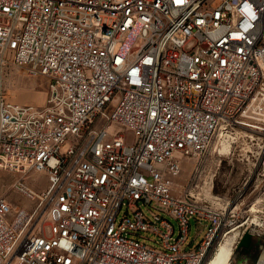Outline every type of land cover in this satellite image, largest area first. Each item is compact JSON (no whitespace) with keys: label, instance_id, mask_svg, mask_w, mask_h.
Segmentation results:
<instances>
[{"label":"built area","instance_id":"obj_1","mask_svg":"<svg viewBox=\"0 0 264 264\" xmlns=\"http://www.w3.org/2000/svg\"><path fill=\"white\" fill-rule=\"evenodd\" d=\"M210 1L0 0V172L37 201L10 221L0 195V264H204L230 237V200L175 183L217 137L264 133V0ZM7 66L49 81L44 106L9 100Z\"/></svg>","mask_w":264,"mask_h":264},{"label":"rangeland","instance_id":"obj_2","mask_svg":"<svg viewBox=\"0 0 264 264\" xmlns=\"http://www.w3.org/2000/svg\"><path fill=\"white\" fill-rule=\"evenodd\" d=\"M218 4V0L209 3L211 8L217 7ZM3 86L12 102L36 106L46 104L49 90V81L46 78L31 77L24 70H14L7 66L4 68ZM247 134L248 137L246 134L238 138L217 137L200 161L193 159L184 161L183 171L175 183L177 195L199 184L196 192L201 191L205 186L206 191L212 189L214 196L218 195L231 201L237 228L225 242L220 240L222 243L220 249L223 247L233 253L230 264H264V133L248 132ZM133 138L134 135L128 133V143H132ZM224 146H229L228 151H221ZM18 178H21L20 174L0 172V195L6 196L16 208L9 216L10 221L15 219L19 210L23 209L31 213L37 205L36 200L28 199L12 189V183ZM26 183L38 194L49 187L48 176L36 171L26 175ZM47 208L48 202H45L36 212L29 227L31 232L45 223ZM142 210L149 219L153 220V213L161 214L159 210L164 209L155 202L152 209L142 206ZM168 219L175 226V237H178V222L171 217ZM190 222V240L196 238V244H199L206 233V227L194 218ZM246 230L251 231L259 240L261 238L258 248L251 253H246L243 248H237L238 238L236 239L234 235ZM141 241L162 249V240L153 233H144ZM219 250L212 252L204 264H210Z\"/></svg>","mask_w":264,"mask_h":264},{"label":"bare ground","instance_id":"obj_3","mask_svg":"<svg viewBox=\"0 0 264 264\" xmlns=\"http://www.w3.org/2000/svg\"><path fill=\"white\" fill-rule=\"evenodd\" d=\"M229 146H224L222 152L228 151ZM232 254L228 249L221 248L210 264H230Z\"/></svg>","mask_w":264,"mask_h":264},{"label":"water","instance_id":"obj_4","mask_svg":"<svg viewBox=\"0 0 264 264\" xmlns=\"http://www.w3.org/2000/svg\"><path fill=\"white\" fill-rule=\"evenodd\" d=\"M253 233L249 230H247L243 237L241 238L240 242L237 245V248H245V249H250L253 246Z\"/></svg>","mask_w":264,"mask_h":264},{"label":"flooded vegetation","instance_id":"obj_5","mask_svg":"<svg viewBox=\"0 0 264 264\" xmlns=\"http://www.w3.org/2000/svg\"><path fill=\"white\" fill-rule=\"evenodd\" d=\"M256 248H258L257 244H253L252 248L250 249H244L243 250L246 252V253H251L252 251H254Z\"/></svg>","mask_w":264,"mask_h":264},{"label":"crops","instance_id":"obj_6","mask_svg":"<svg viewBox=\"0 0 264 264\" xmlns=\"http://www.w3.org/2000/svg\"><path fill=\"white\" fill-rule=\"evenodd\" d=\"M261 240V238H260ZM258 238H256V236L253 237V244H257V246L259 245V241H260Z\"/></svg>","mask_w":264,"mask_h":264}]
</instances>
